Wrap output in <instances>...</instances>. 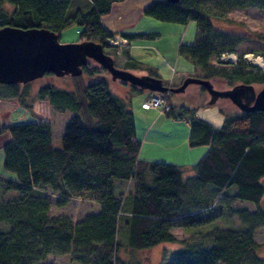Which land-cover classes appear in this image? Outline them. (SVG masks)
Here are the masks:
<instances>
[{
    "label": "trees",
    "instance_id": "trees-1",
    "mask_svg": "<svg viewBox=\"0 0 264 264\" xmlns=\"http://www.w3.org/2000/svg\"><path fill=\"white\" fill-rule=\"evenodd\" d=\"M73 1L0 0V5L14 6L11 14L0 12V28H48L59 35L77 25L83 29L80 41L93 40L104 50L110 47L107 40L114 33L101 23V16L109 14L112 3L120 0H88L82 7ZM211 1L173 4L153 0L145 13L168 23H196L195 44H180L179 54L204 70L203 79L221 80L229 88L236 84L264 86V72L245 61L232 69L210 65L211 58L234 53L247 38L221 30L215 15L204 14V6ZM222 2L235 9L264 10V0ZM121 36L131 41L156 35L124 32ZM124 65L127 70L142 67L131 58ZM104 72L89 62L83 74L73 78L74 90L51 84L38 88L35 101H47L57 113H74L61 147H54L46 121L2 128L0 118V134H11L1 148L2 170L13 174H0V264H40L49 255L67 254L77 264H128L120 252L131 255L175 242L170 230L177 227L195 228L196 233L180 240V248L164 252L174 257L175 264H264L255 242V236L264 232V112L227 115L218 129L197 117L196 109L168 103L167 116L189 119V146L208 147L187 176L183 166L139 158L141 142L133 113L113 93L110 82L99 78ZM27 85H0V97L25 96ZM125 183L133 186L128 196L117 191ZM232 187L237 192L227 195ZM85 192L99 204V213L75 223L67 217L50 216L49 195L58 196L56 206L61 208ZM243 201L253 203L255 210L244 205L230 210L238 229L204 230L218 220V216L208 217L214 207L245 204Z\"/></svg>",
    "mask_w": 264,
    "mask_h": 264
},
{
    "label": "rangeland",
    "instance_id": "rangeland-1",
    "mask_svg": "<svg viewBox=\"0 0 264 264\" xmlns=\"http://www.w3.org/2000/svg\"><path fill=\"white\" fill-rule=\"evenodd\" d=\"M77 7L87 5L88 0H74ZM153 0H120L112 3L111 12L101 16V23L113 33H153L155 38H138L140 45L151 47L147 42L155 41L158 43L156 48L140 49V57L151 59L160 62L165 55V49L170 57L174 52L172 64L169 63L168 68L158 67V72L150 67H141L139 70L129 69V71L137 75H157L161 78L164 84L172 87L170 79L176 86H180L187 77H204V70L197 68L193 63L184 56L179 54L180 44H195L196 39V23L190 21L186 25L177 23H168L155 19L152 16L146 15L145 9L152 4ZM203 12L205 15H215V19L221 26L223 31H228L233 34L244 35L247 38L238 46L234 53L225 52L219 57H213L210 60V65L214 68L232 69L236 67L240 61H245L253 69L264 72V10L255 7H246L243 9H235L223 3L222 0H213L208 2ZM14 11V6L10 4H1L0 12L11 14ZM226 27V28H224ZM181 31V34L178 33ZM83 29L77 25H71L60 32L59 40L62 44L77 43L80 41V35ZM178 50V53H177ZM115 60V65L125 69L123 63V52H116L113 48L106 47L104 50ZM171 53V54H170ZM179 54V55H178ZM260 58L261 62H256ZM97 63L90 61V63ZM165 64V62H164ZM152 67L154 66L151 64ZM156 65V64H155ZM158 66V65H156ZM127 70V69H126ZM135 71V72H134ZM152 76V75H151ZM180 76V77H179ZM87 82L86 75L83 76ZM99 78H106L110 82L111 90L118 95L131 110L134 116L136 137L141 142L139 158L148 162L170 163L185 165L191 167L196 164L201 157L206 153L208 147L198 146L190 147L188 137L190 127L186 121L176 120L167 116L159 109H145L142 106V101L147 100L149 96L158 95L150 91L137 92L131 98L126 93L130 91H138L134 86L121 81H113L107 72L99 73ZM214 87L218 90L229 89V86L221 80H210ZM27 85V94L19 95L12 98L0 97V118L2 126L21 124L31 121H46L51 127L53 136V145L55 148L61 147L62 138L65 132V127L69 123L74 113L68 111L65 113L54 112L47 101H35L36 92L39 87L51 84L56 87L74 90L75 80L71 77L58 78L56 76L45 75L38 78ZM23 86V85H20ZM256 91H260L264 86L254 85ZM136 88V87H135ZM202 87L196 84L189 85L184 92L160 94L168 103L172 102L176 105H186L196 109V116L212 124L220 129L224 125L227 115L240 113V110L228 99H219L214 105H210L209 95ZM231 88V87H230ZM22 92V91H21ZM149 99V98H148ZM34 100V101H33ZM131 103H130V102ZM142 106V107H141ZM170 106V104H169ZM149 110V111H148ZM151 110V111H150ZM155 110V111H154ZM81 115V114H80ZM84 118H86L84 116ZM87 119V118H86ZM5 138V141L3 140ZM5 133L0 134V142L3 145L7 141ZM201 153V151H203ZM185 163V164H183ZM3 161L0 162L2 168ZM0 168V169H1ZM264 185V178L261 180ZM133 186L131 183L120 184L117 191H121L124 195H129L132 192ZM237 192L236 187H232L227 191V195H233ZM49 195V194H48ZM51 198L50 216H63L75 222H80L90 214L100 212V206L90 196V192H85L82 197L74 198L69 201L65 207H57V195H49ZM125 202L128 200L123 198ZM247 209L254 211L255 205L251 202L243 201ZM243 203L235 205H217L208 214L209 218L217 217V222L205 227V231L213 228L220 229H238L235 224V218L230 215V210L242 209ZM264 209V206L262 204ZM178 239L188 238L187 231L184 228H172ZM259 242V253H264V232L259 233L256 237V243ZM169 248L177 247L170 245ZM180 248V247H179ZM123 251V250H122ZM173 251V250H171ZM120 257L128 261V264H175V259L171 254H165L161 246H156L153 249L144 252H134L129 255L125 252H120ZM259 255V256H260ZM261 257V256H260ZM40 264H77L72 261L70 254L67 255H49L45 261Z\"/></svg>",
    "mask_w": 264,
    "mask_h": 264
},
{
    "label": "water",
    "instance_id": "water-1",
    "mask_svg": "<svg viewBox=\"0 0 264 264\" xmlns=\"http://www.w3.org/2000/svg\"><path fill=\"white\" fill-rule=\"evenodd\" d=\"M90 61L97 63L113 81L126 82L142 91L181 93L189 85L196 84L209 95L210 105L219 99H228L243 113L264 112V87L257 92L253 84H236L229 89L218 90L210 80L192 76L180 86L170 87L159 77L137 75L117 67L114 58L93 40L62 44L59 35L48 28H0V85H26L46 74L58 78L79 77Z\"/></svg>",
    "mask_w": 264,
    "mask_h": 264
},
{
    "label": "crops",
    "instance_id": "crops-1",
    "mask_svg": "<svg viewBox=\"0 0 264 264\" xmlns=\"http://www.w3.org/2000/svg\"><path fill=\"white\" fill-rule=\"evenodd\" d=\"M110 31V30H109ZM110 32H112V31H110ZM113 33V32H112ZM178 33H180L181 34V31H179L178 30ZM145 34H153V33H145ZM114 35H117V36H121V34H118V33H114ZM157 35V34H156ZM156 37V36H155ZM155 37H153V38H155ZM157 38V37H156ZM140 40H142L141 38H140ZM138 38L137 39H133V40H131V41H129L128 40V45L126 46V47H124V48H122L121 50H117L116 52H118V53H120V52H123V50H124V60H123V63L125 64V62L127 61V58H131V59H133V60H136V61H138V62H140L142 65V67H150V68H153V69H155L157 72H158V70H159V68L158 67H162V68H168L169 67V63L170 64H172V62H173V58H174V52L172 53V55L169 57L168 56V51H167V49H165V55L161 58V61L160 62H156V61H154V60H151V59H146V58H144V57H140L139 56V54H140V52H141V50L140 49H144V48H156V45H157V43H158V41H157V39H155V41H150V42H147V44H149L151 47H147V46H144V45H140L139 44V42L138 41H140ZM181 44V43H180ZM179 43H178V45H180ZM186 44V43H185ZM160 48L161 47H159V48H156L155 50L156 51H160ZM178 48H179V46H178ZM161 52V51H160ZM177 53H178V50H177ZM171 54V53H170ZM179 55V54H178ZM164 62H165V64H164ZM151 64H153L154 66L152 67V65ZM158 65V66H156V65ZM137 70V69H136ZM139 70V69H138ZM135 72V71H134ZM159 73V72H158ZM180 77V76H179ZM170 81V83L172 84V86H176L175 85V83H173L172 81H171V79L169 80ZM127 94H128V97L129 98H131V95H132V97H133V95L134 94H137V91L136 90H134V91H130L129 89L127 90V92H126ZM150 97V96H149ZM148 97V98H149ZM147 98V99H148ZM38 101V100H37ZM130 102V101H129ZM144 101H142V103H143ZM131 103V102H130ZM142 107V106H141ZM149 111V110H148ZM151 111V110H150ZM155 111V110H154ZM183 121H186L187 123H188V125H189V119L188 118H183L182 119ZM2 123V122H1ZM8 126H10V125H4V126H2V128H5V127H8ZM190 126V125H189ZM5 133V135L8 137L7 138V142H9L10 140H11V134L8 132V131H6V132H4ZM4 141H5V138L3 139ZM188 140H189V137H188ZM3 141V142H4ZM2 142V143H3ZM6 142V143H7ZM189 142V141H188ZM1 142H0V144H2ZM5 144V143H4ZM3 144V145H4ZM3 145H0V162L1 161H3V152H2V150H1V148L3 147ZM207 147V146H206ZM202 152H204V150L203 151H201V153ZM183 164H185V163H183ZM176 165H178V164H176ZM179 166H183V168H185L186 170H188V172H187V176H189V175H191L192 174V171L190 170V168L191 167H189V166H185V165H179ZM1 168V167H0ZM0 174L1 175H4V176H9V177H13V174H10V173H7L6 172V174H5V172L2 170V168L0 169ZM261 204H263V206H264V197H263V199H262V202H261ZM244 206H246V204H243ZM251 211V210H250ZM186 231H187V234H188V237H190V236H192L194 233H196V229L195 228H189V229H185ZM170 232H171V234L177 239V241H175V242H172V243H161V244H158V245H156V246H161V247H163V249H164V252L166 251V250H168V251H171V250H176V249H178L180 246H181V243L179 242L180 240H183V239H178L177 238V236H176V233L173 231V229H171L170 230ZM258 235V234H257ZM257 235L255 236V242H256V237H257ZM176 245L177 247H172V248H169L168 246H170V245ZM257 244L259 245V242H257ZM156 246H154V247H156ZM153 247V248H154ZM153 248H151V249H153ZM151 249H149V250H151ZM149 250H145V251H140L142 254L144 253V252H147V251H149ZM258 251V254L260 255V253H259V249L257 250ZM261 254H263V255H260L261 257H263L264 258V253H262L261 252Z\"/></svg>",
    "mask_w": 264,
    "mask_h": 264
},
{
    "label": "built area",
    "instance_id": "built-area-1",
    "mask_svg": "<svg viewBox=\"0 0 264 264\" xmlns=\"http://www.w3.org/2000/svg\"><path fill=\"white\" fill-rule=\"evenodd\" d=\"M108 43L116 47L118 50H121L122 48L127 46L128 40L115 36L109 39ZM142 106L145 109H159L163 113H168V111L170 110L167 100L160 95H152L149 99L145 100L142 103Z\"/></svg>",
    "mask_w": 264,
    "mask_h": 264
},
{
    "label": "bare ground",
    "instance_id": "bare-ground-1",
    "mask_svg": "<svg viewBox=\"0 0 264 264\" xmlns=\"http://www.w3.org/2000/svg\"><path fill=\"white\" fill-rule=\"evenodd\" d=\"M256 62H261V59H260V58H257V59H256ZM150 97H151V96H150ZM150 97H149V98H150Z\"/></svg>",
    "mask_w": 264,
    "mask_h": 264
},
{
    "label": "flooded vegetation",
    "instance_id": "flooded-vegetation-1",
    "mask_svg": "<svg viewBox=\"0 0 264 264\" xmlns=\"http://www.w3.org/2000/svg\"><path fill=\"white\" fill-rule=\"evenodd\" d=\"M241 112V111H240Z\"/></svg>",
    "mask_w": 264,
    "mask_h": 264
}]
</instances>
